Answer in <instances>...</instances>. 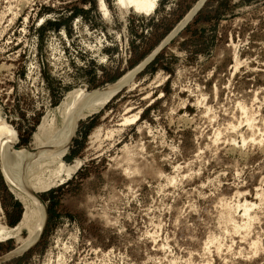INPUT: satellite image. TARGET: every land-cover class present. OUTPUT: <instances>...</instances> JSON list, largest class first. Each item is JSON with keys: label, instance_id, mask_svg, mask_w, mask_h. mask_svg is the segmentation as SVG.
I'll return each mask as SVG.
<instances>
[{"label": "rangeland", "instance_id": "obj_1", "mask_svg": "<svg viewBox=\"0 0 264 264\" xmlns=\"http://www.w3.org/2000/svg\"><path fill=\"white\" fill-rule=\"evenodd\" d=\"M200 1L155 0L145 14L118 0H0V118L16 147L59 124L68 93L137 68ZM132 80L77 122L62 158L76 169L37 194L40 240L0 264H264V0H204ZM22 214L0 171V226ZM15 242L0 240V259Z\"/></svg>", "mask_w": 264, "mask_h": 264}, {"label": "bare ground", "instance_id": "obj_2", "mask_svg": "<svg viewBox=\"0 0 264 264\" xmlns=\"http://www.w3.org/2000/svg\"><path fill=\"white\" fill-rule=\"evenodd\" d=\"M118 2L122 5L133 6L137 11H142L145 14H149L155 9V0H118ZM203 3L204 0H201L171 36H174L193 17ZM101 7L104 15L107 16L103 4ZM171 36L135 68L136 70L127 73L113 86L109 85L111 87H105L107 89L102 88L103 90L91 92L82 85L68 93L58 110L59 124L54 123L55 121L52 119L43 122L34 135L31 150L16 147V132L0 118V171L23 206L21 221L15 228L4 230L5 228L0 226V240L9 237L16 239L15 250L2 257L0 261L24 253L40 240L48 220V214L46 205L37 194L49 188L56 180L61 181L62 176H69L76 169L75 167H65L62 164V158L68 151L77 122L88 117L94 111L102 109L116 92L129 86L142 67L158 53L162 46L168 43ZM133 119L135 117L131 120ZM128 121L129 119L125 120V122ZM139 170H142V167H134L135 172ZM250 207L251 205L248 203L244 205V208L242 205V213L245 217H248ZM228 220L230 221L229 217ZM249 221L246 220L243 228L249 227ZM22 232L26 233L25 237L20 236Z\"/></svg>", "mask_w": 264, "mask_h": 264}, {"label": "water", "instance_id": "obj_3", "mask_svg": "<svg viewBox=\"0 0 264 264\" xmlns=\"http://www.w3.org/2000/svg\"><path fill=\"white\" fill-rule=\"evenodd\" d=\"M158 52H159V51H158ZM155 56H156V55H155ZM155 56H154V57H155ZM154 57H153V58H154ZM153 58H152V59H153ZM152 59H151V60H152ZM151 60H150V61H151ZM150 61H149V62H150ZM149 62H148V63H149ZM148 63H147V64H148ZM147 64L144 65V66L142 67V69H144V68L147 66ZM41 200H42V199H41ZM42 234H43V233H42ZM42 234H41V236H42ZM41 236H40V238H41Z\"/></svg>", "mask_w": 264, "mask_h": 264}]
</instances>
